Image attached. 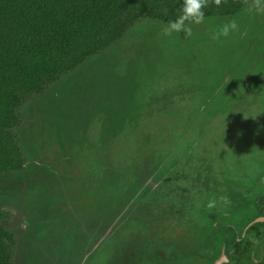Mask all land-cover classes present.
Instances as JSON below:
<instances>
[{
  "label": "rangeland",
  "instance_id": "obj_1",
  "mask_svg": "<svg viewBox=\"0 0 264 264\" xmlns=\"http://www.w3.org/2000/svg\"><path fill=\"white\" fill-rule=\"evenodd\" d=\"M255 2L192 25L187 37H162L165 22L142 21L24 101L15 133L25 163L0 174L2 223L16 233L17 264H84L107 248L120 254V246L150 250L138 240L145 206L156 249L161 231L170 254L175 246L195 251L179 247L170 264L218 254L226 225L242 232L264 197V14L250 11ZM233 20L236 31L212 38ZM78 216L89 225L97 217L95 249L43 245L83 237ZM251 239V253H264V225Z\"/></svg>",
  "mask_w": 264,
  "mask_h": 264
},
{
  "label": "trees",
  "instance_id": "obj_2",
  "mask_svg": "<svg viewBox=\"0 0 264 264\" xmlns=\"http://www.w3.org/2000/svg\"><path fill=\"white\" fill-rule=\"evenodd\" d=\"M245 5L209 0L205 19L236 15ZM181 6L182 0H0V174L24 166L15 133L24 101L116 45L138 23L174 20ZM3 217L0 210V264H13L16 236Z\"/></svg>",
  "mask_w": 264,
  "mask_h": 264
},
{
  "label": "flooded vegetation",
  "instance_id": "obj_3",
  "mask_svg": "<svg viewBox=\"0 0 264 264\" xmlns=\"http://www.w3.org/2000/svg\"><path fill=\"white\" fill-rule=\"evenodd\" d=\"M249 122L252 125L251 118L249 119ZM261 123H263V119H260L258 124L261 125ZM252 129L255 133L258 130L261 132V129L259 126H257V124L252 125ZM254 132H253V135H254ZM261 152L263 151L261 150ZM36 201L39 202L40 199ZM152 201L153 199L151 198L150 202ZM55 204H58L57 210H62L63 207L61 209L60 207L62 205L63 206L65 205L63 201H58ZM55 204H49L47 207H50ZM262 205L264 206V197H261L255 206L256 210H258V214L248 221V223L244 226L241 233H239L236 230L233 224L226 225L224 227L223 245L218 254L216 255L215 253H210L207 255L204 254L202 257L197 258V260L196 259L188 260L187 263L183 262L182 264H254V262L255 264H264V253H258L257 255L255 253L253 254L251 253L253 246L255 245L254 240L251 239V232L256 227L264 225V211L262 209ZM147 208L148 206H145L141 209V214H142L141 215V227L142 228H141V233L137 235H138V240L139 238L142 237V239L150 242L148 245L150 250H146V248H143V246H145L143 245L142 248L135 250L136 253H133V252H129V250L127 251V250L122 249V247L119 245L120 247H118L117 250L120 251V254L115 255L113 251L108 250L107 248L103 252L99 253V255H97V253L92 254L88 262L84 264H170V261L176 255H179L181 253L180 251H178V248L180 246L179 247L175 246L173 248V252L170 254L169 243L166 242L168 235H164L161 231H159L157 237L154 239V242L157 240L159 242V245L157 247L158 250L156 249V247L154 246L152 242V238H151L155 236V233L149 232V225L146 224L147 222L145 223V217H146L145 214H149L147 213ZM35 210L37 209L34 208V211ZM37 213H38V210H37ZM43 218H48V216H45ZM96 218H97L96 216H94L93 218L91 217L92 221ZM77 220L79 221L78 222L79 230L77 233H79V235H81V232H83L82 234H84V232L86 233L83 226L86 225V227L89 228L90 225L88 224V222H86V220L83 221V217H79V216L77 217ZM80 222L82 223L84 222L83 225H81ZM91 224L94 226V223H91ZM13 234L16 236V233L13 232ZM146 234L148 235V237ZM228 238H232V239H228ZM58 239L59 238L54 239V241L50 240V242L48 241L46 245L44 243L43 245L51 246L52 244L55 245L56 243H59V246H62L64 243H66L63 245L64 246L63 248L64 249L67 248L68 251H72L74 253L73 244L75 240L73 242L72 241L67 242L68 240L66 239L64 240H60V239L58 240ZM241 242H244L245 246L244 245L240 246L239 244ZM16 243H17V236H16ZM209 244H212L211 241H207L206 246ZM206 246L204 245L197 246V249L204 248ZM180 248L181 250H183L182 253H185V254L191 255L195 252L193 248L190 249L191 251H187L186 247H180ZM16 249L17 248L14 249L13 247V250H12V253H13L12 263L13 264H17L14 261ZM47 251H49V249ZM114 255L116 257V263L113 262ZM35 261H36L35 263H31V260H30L29 262H25L23 264H36V263L43 264L44 263V261L40 262L38 258H36Z\"/></svg>",
  "mask_w": 264,
  "mask_h": 264
},
{
  "label": "clouds",
  "instance_id": "obj_4",
  "mask_svg": "<svg viewBox=\"0 0 264 264\" xmlns=\"http://www.w3.org/2000/svg\"><path fill=\"white\" fill-rule=\"evenodd\" d=\"M209 0H182V6L179 14L174 20L167 21L160 30L162 37H171L174 33H183L186 37L192 34V25H199L205 20L204 9L208 6ZM216 5L221 3V0H214ZM257 14H264V0H256L250 8ZM238 29L235 20L223 24L218 31L213 35V39L220 37H228L230 32ZM214 202H209L208 207L211 208ZM255 264V262H254Z\"/></svg>",
  "mask_w": 264,
  "mask_h": 264
},
{
  "label": "crops",
  "instance_id": "obj_5",
  "mask_svg": "<svg viewBox=\"0 0 264 264\" xmlns=\"http://www.w3.org/2000/svg\"><path fill=\"white\" fill-rule=\"evenodd\" d=\"M91 223H90L89 228H87L86 225L83 226L86 233H88V235L83 234V237L80 238L81 241H80L79 237H78L77 241L76 240L74 241L73 251L75 254L81 253V252L85 253L86 252L85 250H87V248L90 249V252L92 251V249H95V248H93V242L92 241H94V239L92 238V232H93V234L95 233V225H97L96 219H95L94 226Z\"/></svg>",
  "mask_w": 264,
  "mask_h": 264
},
{
  "label": "bare ground",
  "instance_id": "obj_6",
  "mask_svg": "<svg viewBox=\"0 0 264 264\" xmlns=\"http://www.w3.org/2000/svg\"><path fill=\"white\" fill-rule=\"evenodd\" d=\"M22 242L23 243H26V240L24 239V240H22ZM22 247V246H21ZM19 252H20V247H19V249H18V251H17V254L19 255ZM16 257V256H15ZM15 257H14V261H15ZM15 263H16V261H15Z\"/></svg>",
  "mask_w": 264,
  "mask_h": 264
}]
</instances>
